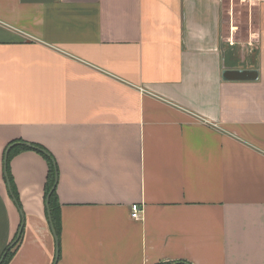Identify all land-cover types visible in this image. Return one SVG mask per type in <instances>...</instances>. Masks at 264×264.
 I'll return each mask as SVG.
<instances>
[{
	"label": "crops",
	"instance_id": "1",
	"mask_svg": "<svg viewBox=\"0 0 264 264\" xmlns=\"http://www.w3.org/2000/svg\"><path fill=\"white\" fill-rule=\"evenodd\" d=\"M227 9L0 0L6 264H264V0L244 30ZM19 143L42 150L12 155L14 195L5 152Z\"/></svg>",
	"mask_w": 264,
	"mask_h": 264
},
{
	"label": "trees",
	"instance_id": "2",
	"mask_svg": "<svg viewBox=\"0 0 264 264\" xmlns=\"http://www.w3.org/2000/svg\"><path fill=\"white\" fill-rule=\"evenodd\" d=\"M21 148H34V149H38L39 151L42 150L38 145L28 144V143H19V144H14V145L12 144L6 148L5 162H6L7 178L11 184L12 192L14 193V195H17V193H16L15 185L13 183L12 174L10 172L9 161L12 155L15 152L19 151ZM47 157H48V161L50 164V168L48 172V180L46 182V192H45L47 213H48L51 227L56 236V239L58 243H60L61 231H62V220H61V208H60V204L58 203L57 194H56L57 166L52 156H47ZM20 231H21L19 233L20 237L16 241L17 243L20 241L22 237L21 228H20ZM11 253H12V247L6 249L2 257L0 258V264H6ZM162 264H170V263H162ZM177 264H187V263L179 262Z\"/></svg>",
	"mask_w": 264,
	"mask_h": 264
},
{
	"label": "rangeland",
	"instance_id": "3",
	"mask_svg": "<svg viewBox=\"0 0 264 264\" xmlns=\"http://www.w3.org/2000/svg\"><path fill=\"white\" fill-rule=\"evenodd\" d=\"M227 4L226 15L228 16V24H235L236 28L244 30L250 22V8L253 3L244 0H225ZM230 14V22H229ZM239 29V30H240Z\"/></svg>",
	"mask_w": 264,
	"mask_h": 264
},
{
	"label": "built area",
	"instance_id": "4",
	"mask_svg": "<svg viewBox=\"0 0 264 264\" xmlns=\"http://www.w3.org/2000/svg\"><path fill=\"white\" fill-rule=\"evenodd\" d=\"M244 1H248L250 3L255 2L256 0H244ZM141 208L139 206V204H133L132 205V217L134 218H139L140 217V212H141Z\"/></svg>",
	"mask_w": 264,
	"mask_h": 264
}]
</instances>
